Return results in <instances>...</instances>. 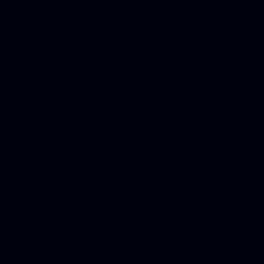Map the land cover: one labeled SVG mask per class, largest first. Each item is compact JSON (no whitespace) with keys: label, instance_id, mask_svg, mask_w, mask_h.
Here are the masks:
<instances>
[{"label":"water","instance_id":"1","mask_svg":"<svg viewBox=\"0 0 264 264\" xmlns=\"http://www.w3.org/2000/svg\"><path fill=\"white\" fill-rule=\"evenodd\" d=\"M0 264H264V0H0Z\"/></svg>","mask_w":264,"mask_h":264}]
</instances>
